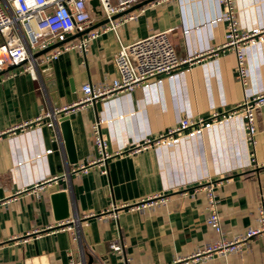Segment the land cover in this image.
I'll use <instances>...</instances> for the list:
<instances>
[{
	"label": "crops",
	"instance_id": "crops-1",
	"mask_svg": "<svg viewBox=\"0 0 264 264\" xmlns=\"http://www.w3.org/2000/svg\"><path fill=\"white\" fill-rule=\"evenodd\" d=\"M88 8L91 25L102 19ZM233 10L239 32L264 29V0H233ZM223 11L217 0L146 4L129 11L134 19L90 40L84 54L69 50L39 65L36 79L0 75V264H67L70 258L87 264L88 255L92 264H264V236L234 253L198 254L217 238L205 223L202 185L213 183L226 239L256 225L264 200V106L254 112L253 146L244 140L243 118L232 113L244 98L264 92V36L245 43L240 82L233 51L221 48ZM161 31L177 57L201 55L189 68L61 113L72 141L69 161L59 120L51 129L37 117L75 103L83 83L115 77L112 57L119 44ZM183 118L203 124L168 134ZM96 120L110 157L82 172L78 167L97 156L91 136ZM50 186L67 194L81 253L57 228ZM151 198L164 202L130 208ZM115 237L123 244L120 256L108 248ZM102 247L104 263L98 260Z\"/></svg>",
	"mask_w": 264,
	"mask_h": 264
},
{
	"label": "built area",
	"instance_id": "built-area-1",
	"mask_svg": "<svg viewBox=\"0 0 264 264\" xmlns=\"http://www.w3.org/2000/svg\"><path fill=\"white\" fill-rule=\"evenodd\" d=\"M95 7L100 12V17L107 22L101 26L84 32L91 23V12L88 0H0V75L1 80L14 77L20 73H28L32 78H37L39 65L56 60L62 53L69 50H76L84 54L90 40L96 38L100 33L114 30L115 27L126 21L134 19L135 14L127 12L117 18L111 17L136 4L138 0H97ZM167 0H153L160 2ZM224 9L223 20H226V29L223 34L221 48H229L233 51L236 59V77L243 82L245 70L243 68V49L245 43H252L255 39L264 36V29L255 32L238 31L234 19L233 0H217ZM146 5V4H145ZM144 6V5H143ZM143 6L139 7L142 10ZM45 53L34 56L39 51L48 49ZM200 53H194L185 58H179L174 51V45L166 31L153 33L143 39L129 44H119L113 54L112 60L115 68V77L96 84L90 82L80 86V98L62 110H48L37 117V121L45 120V125L51 129L56 127L61 113L74 111L85 105H91L98 100H104L111 96L132 91L134 88L147 85L158 77L173 73L181 67L189 68L192 61ZM14 68L3 72L6 68ZM264 106V92L249 99H243L232 111L233 115H240L243 118V135L247 145L253 146L254 140V112ZM217 114L211 115L210 119L215 120ZM99 120L91 126V136L97 156L87 161L86 166L82 165L80 171L85 172L90 166H100L110 157L106 152L105 141L100 134ZM203 124L202 119L191 120L180 119L175 127L167 131L168 134H175L185 130L197 129ZM159 140H156L158 142ZM147 140L143 144H149ZM140 147V146H139ZM100 174H105L102 167ZM56 180V179H54ZM208 211L205 223L214 230L217 235L215 241L206 245L198 254L208 258L211 255H226L240 250L241 245L246 244L249 239L256 236H264V200L257 207L256 225L246 229L243 235L230 239L222 236L220 217L216 210V199L213 183L208 182L202 185ZM157 202L163 203L162 199L151 198L132 205L133 209L141 210ZM115 208V207H114ZM57 228L69 233L71 241L77 245L81 253L79 238V223L75 219H67L57 223ZM111 252L122 253L123 244L119 237H115L108 243ZM202 253V254H201ZM199 255L196 256L197 260ZM200 257V256H199ZM67 264H84L83 259H69ZM179 264H183L180 262Z\"/></svg>",
	"mask_w": 264,
	"mask_h": 264
},
{
	"label": "water",
	"instance_id": "water-1",
	"mask_svg": "<svg viewBox=\"0 0 264 264\" xmlns=\"http://www.w3.org/2000/svg\"><path fill=\"white\" fill-rule=\"evenodd\" d=\"M153 0H143L139 3H136L135 5H132L131 7L127 8L126 10L119 12L115 15H113L111 17V19L117 18L135 8H139L149 2H151ZM88 4L91 7V11L93 13H95L96 15H100V12L97 11L95 9V7L98 4L97 0H89ZM107 20L106 19H101L100 21H98L97 23H94L93 25H90L87 29H85L84 31L78 33L76 36H79L81 34H83L86 31H89L91 29H94L98 26L103 25L104 23H106ZM55 45H52L50 47H48V49L43 50V51H39L38 53L34 54V56H39L43 53H45L46 51H48L49 49L53 48ZM47 64V63H46ZM15 66H10L8 68H6L5 70L2 71L6 72L7 70H10L12 68H14ZM59 122H60V127H61V132L63 135V140H64V144H65V151L68 157V160H74V155H73V148H72V141H71V137H70V131H69V126H68V121H67V116H62L59 118ZM49 191L52 193L51 194V202H52V206H53V210H54V218L57 222H62L68 219L69 217V208H68V200H67V194L65 191H57L55 186H50L49 187ZM93 247L90 246V249H92ZM99 254L101 255L98 260L101 262H105V259H107V255L104 254V249L102 247L101 252H99ZM76 261V260H75ZM92 257L88 255L87 257V264H92Z\"/></svg>",
	"mask_w": 264,
	"mask_h": 264
}]
</instances>
